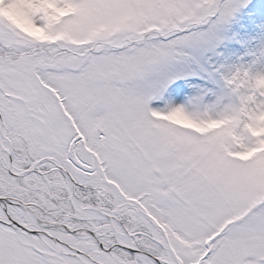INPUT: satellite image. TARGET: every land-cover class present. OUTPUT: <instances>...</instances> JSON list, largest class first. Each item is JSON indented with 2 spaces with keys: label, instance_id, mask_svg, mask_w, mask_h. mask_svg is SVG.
I'll return each mask as SVG.
<instances>
[{
  "label": "snow or ice",
  "instance_id": "snow-or-ice-1",
  "mask_svg": "<svg viewBox=\"0 0 264 264\" xmlns=\"http://www.w3.org/2000/svg\"><path fill=\"white\" fill-rule=\"evenodd\" d=\"M0 264H264V0H0Z\"/></svg>",
  "mask_w": 264,
  "mask_h": 264
}]
</instances>
